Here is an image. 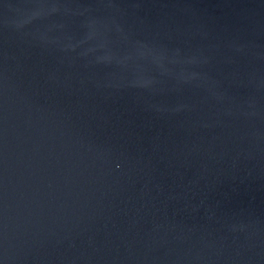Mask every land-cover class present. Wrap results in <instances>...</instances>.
<instances>
[{"label":"water","instance_id":"obj_1","mask_svg":"<svg viewBox=\"0 0 264 264\" xmlns=\"http://www.w3.org/2000/svg\"><path fill=\"white\" fill-rule=\"evenodd\" d=\"M0 264H264V0H0Z\"/></svg>","mask_w":264,"mask_h":264}]
</instances>
